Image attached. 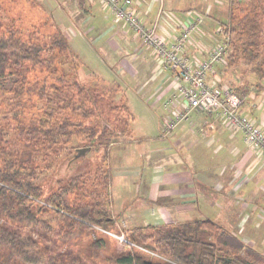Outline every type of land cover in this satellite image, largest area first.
Segmentation results:
<instances>
[{"label": "trees", "instance_id": "1", "mask_svg": "<svg viewBox=\"0 0 264 264\" xmlns=\"http://www.w3.org/2000/svg\"><path fill=\"white\" fill-rule=\"evenodd\" d=\"M13 2L43 12L34 0ZM24 12L0 19V81L14 79L10 89L0 84V264H258L210 220L119 228L110 212L109 170L101 163L44 193L37 176L74 139L90 151L101 146L104 164L118 136L131 135L132 116L120 85L79 82L83 63L51 18L24 22ZM222 26L228 66L250 65L263 90L264 0H231ZM241 89L232 90L243 97ZM80 230L90 232L87 239L96 236L87 252L74 241Z\"/></svg>", "mask_w": 264, "mask_h": 264}, {"label": "crops", "instance_id": "2", "mask_svg": "<svg viewBox=\"0 0 264 264\" xmlns=\"http://www.w3.org/2000/svg\"><path fill=\"white\" fill-rule=\"evenodd\" d=\"M132 2L147 27L162 9L157 33L168 42L193 18L201 17L204 24L220 4L219 0ZM49 6L79 30L89 50L93 43L103 48L109 61L100 60L102 77L113 76L112 82L126 90L131 135L113 144L107 158L110 212L119 228L210 220L264 255V158L213 112H193L169 138H161L162 121L170 115L165 103L175 94L174 76L160 68L100 0H50ZM70 34L77 36L71 30ZM209 34L203 25L185 47L192 62L204 60L219 43L207 41L204 37ZM219 66L209 82L227 86ZM246 95L241 113L264 127V93ZM135 117L143 122L138 131Z\"/></svg>", "mask_w": 264, "mask_h": 264}, {"label": "built area", "instance_id": "3", "mask_svg": "<svg viewBox=\"0 0 264 264\" xmlns=\"http://www.w3.org/2000/svg\"><path fill=\"white\" fill-rule=\"evenodd\" d=\"M100 1L110 10L114 20L127 32L135 35L141 45L151 52L160 68L174 76L175 94L165 103V109L170 115L162 121L161 137H169L181 123L189 120L193 112H213L228 129L240 133L244 141L264 158V127L257 126L247 115L241 113V98L231 88L209 82V75L228 54V38H222L204 60L192 62L184 49L190 38L201 30V17L186 22L178 36L168 42L157 33L162 9L153 24L147 27L134 11L132 0ZM176 106L180 107L176 109ZM116 237L125 242L122 235Z\"/></svg>", "mask_w": 264, "mask_h": 264}, {"label": "rangeland", "instance_id": "4", "mask_svg": "<svg viewBox=\"0 0 264 264\" xmlns=\"http://www.w3.org/2000/svg\"><path fill=\"white\" fill-rule=\"evenodd\" d=\"M230 1L231 0H219L220 4L216 7V10L212 12L210 14V17L206 19L204 24H202L201 28L204 25L206 32L210 33L209 36L206 35L204 37L205 39L207 38V41L221 42L222 38H226V39L228 38L229 40V36L227 34H224L225 27L222 26V24L223 22H225ZM34 2H36V4L41 6V9L43 12H39L36 9V11H31L28 13L26 10L27 9L26 7H28L26 3L17 4V6L15 7L13 0H0V19L2 21L8 20L10 17H12V15L14 16L16 15L15 11L19 13V11L24 10L25 12L23 13V17L26 18L24 22L36 23L40 20H44L43 18L45 19L51 18V20H53L58 25V27L63 31L65 35H67L68 33L70 34V30L73 31L74 33L77 32V36L70 34V37H69L70 40L68 41L73 51L80 57L83 63V66L78 71L79 82H81L82 84L89 85V86L100 83L99 79L102 80L107 85L111 83L113 80V76L109 78L102 77L103 69L101 68L102 64L100 60L109 61L107 60V55L103 51V48L93 43L92 46L89 45L91 46L89 50V48L85 46L87 43H85V41L81 39V34L78 33L79 30L70 26L71 24L67 23L65 19H61L58 13H55L53 10L50 9V6H49L50 0H34ZM1 7L5 8L6 10H3ZM193 37L190 38L189 42H193V39H194ZM224 61L225 63L223 64L222 62L221 65L219 66L221 69L220 71L223 72V74L225 75V76L222 75L223 82L229 84V86L233 90L236 87L237 88L239 87V89L244 88V90H247L246 91L247 93L248 92H252L255 94L264 93V89L259 90L261 88L256 86L257 84H260L262 86L263 83L259 82L256 79L254 73L251 71L250 65H247L241 62L237 67H233V66H228L227 64L228 61L226 59ZM113 71L115 70H112V72ZM228 80H230V82ZM13 82H14L13 78H6V79L1 80L0 84L2 85L3 88L10 89L12 87ZM101 86L102 84H99V87ZM124 91L126 90L124 89ZM246 94L243 97L239 96V98H241L242 104H244L247 99ZM127 96H129L131 106L135 108L136 105L133 101V97L131 95H128V93H127ZM245 96L246 98H244ZM134 125H135L136 131L141 129V126H143V122L141 118L136 119L135 117ZM120 137L121 136H118V141L122 139ZM167 138H164V139H167ZM9 139H11L10 134H9ZM11 141L14 142V138ZM83 148H86V147L83 146L82 144L78 145V141L74 139L71 144V147H69L67 150L62 152L61 155L58 156V159L54 160V162L52 163L51 167L48 170H45L44 172L40 173L37 176L36 182L42 185V189L45 194L55 191L57 187V181L66 182L73 176L81 175L88 171L95 170V167L100 163H101L100 166L103 168V170H107V166H106L107 162L103 164V161H102L104 151L101 146H95L93 147L92 151L88 150L82 157L77 158L76 156L78 154V150L83 149ZM109 177L110 176L107 173V183H109L110 185L111 178ZM99 232L102 234H106L103 230L102 231L99 230ZM86 233L88 232H84L83 230L77 231L76 236H75L76 238L74 239L76 245L83 246L82 250L84 252H87L86 246L88 245V242H91V240L96 239V236L94 233L91 234L92 239H87L90 232L88 233V235H86ZM118 236H121V235H118ZM100 238H103V237L100 236ZM115 238L117 237L115 236ZM239 240L244 245V247H242L241 250L239 251L241 255H243L245 258H249L252 261H256V263L258 264H262L264 262V259H263L264 255L262 253L259 254L256 250L246 246V243H244L241 239ZM252 253L253 254L256 253L259 256H262L263 258H260V257L257 258L253 256ZM100 257L103 258L104 256L100 255Z\"/></svg>", "mask_w": 264, "mask_h": 264}, {"label": "water", "instance_id": "5", "mask_svg": "<svg viewBox=\"0 0 264 264\" xmlns=\"http://www.w3.org/2000/svg\"><path fill=\"white\" fill-rule=\"evenodd\" d=\"M88 150H89V148H83V149L78 150V154L76 157L77 158L82 157Z\"/></svg>", "mask_w": 264, "mask_h": 264}]
</instances>
